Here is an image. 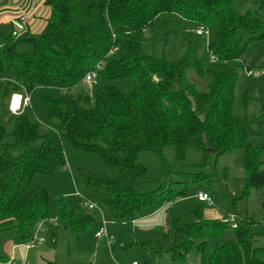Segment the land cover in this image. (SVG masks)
Wrapping results in <instances>:
<instances>
[{"label":"trees","instance_id":"1","mask_svg":"<svg viewBox=\"0 0 264 264\" xmlns=\"http://www.w3.org/2000/svg\"><path fill=\"white\" fill-rule=\"evenodd\" d=\"M239 1L43 0L49 16L41 30L28 27L17 38L0 31V103L38 86L60 91L42 97L48 117L59 121L58 132L40 134L28 107L16 114L12 143L5 141L8 133L0 125V231L16 229L25 242L48 219L50 194L32 179L65 166L64 138L116 167L112 177L89 170L81 176L119 223L185 192L140 191L146 172L137 160L140 151L162 154L172 145L182 160L190 146L206 156L242 150L245 191L262 186L264 148L248 138L245 121L233 114V102L238 71L251 69L244 52L264 38V0L259 10L245 12L235 10ZM201 26L213 34L202 56L196 55L194 41L176 61L157 52L171 33ZM19 43H29L32 50L18 51ZM97 64L105 79L132 80V91L104 85L92 94L84 76ZM187 68L209 79L205 92L187 80ZM15 147L19 154L12 152ZM261 206L264 211V199ZM56 216L76 234L96 221L90 214L77 215L61 198ZM254 224L247 218L234 228L221 219L192 224L175 219L165 234L171 264H187L190 256L201 257L200 264H264V246H254L264 232H255ZM257 224L264 227V220Z\"/></svg>","mask_w":264,"mask_h":264},{"label":"rangeland","instance_id":"2","mask_svg":"<svg viewBox=\"0 0 264 264\" xmlns=\"http://www.w3.org/2000/svg\"><path fill=\"white\" fill-rule=\"evenodd\" d=\"M234 7L238 12L259 10L260 0H241L236 2ZM19 9L29 15L28 23H32L34 32L44 27L49 8L43 0H0L1 32L7 35L11 33L12 26L7 20L20 14ZM37 21L39 24H36ZM212 39L211 32L208 36L196 35L194 31L173 32L162 51L160 47L156 48L158 53L176 61L184 56L188 41L197 43L196 55L200 57ZM17 50L29 52L32 46L29 43H19ZM243 59L251 65L254 73L259 71L262 74L249 76L244 68L238 71L234 87L233 114L245 121L248 138L256 146L264 148V38L250 43ZM185 74L187 80L199 91L207 90L209 79L197 75L193 68H187ZM104 85L115 86L124 93H130L133 87L130 79H105L101 75H97L87 87L93 94ZM59 94L57 88L43 86L35 87L28 93L30 101L27 114L30 120L38 124L40 134L60 130L59 121L48 117L42 101L43 96L55 97ZM9 101L10 96L0 103V125L8 133L5 141L12 143L11 132L16 114L10 112ZM62 142L65 166L51 174H35L32 179L33 183L49 192L50 215L40 224L42 228L38 233L44 238L45 242L42 243L46 254L36 252L40 249L44 251L38 244L26 257L30 264H131L133 261L138 264H171L168 254L169 241L165 234L168 223L175 219H180L183 224H192L201 219L225 221L224 217H235L237 221L247 218L255 222V232H264L263 225L257 224L264 220L261 206L264 199V183L259 187L249 186L245 191L247 173L243 167L242 150L227 151L219 156H206L203 151L190 146L185 149L182 160L177 158L176 148L172 145L165 147L162 154L140 151L137 160L146 168V172L139 179L140 191L171 188L175 191L185 189V192L163 207L146 208L137 212L129 221L119 223L111 217L105 204L98 199L94 190L83 182L81 176L83 170H89L112 177L116 174V167L106 163L96 152L75 148L65 138ZM20 151L19 147L12 148L14 154H19ZM262 159L264 160V151ZM198 189L207 192L211 204L197 202L195 194ZM60 198L77 215L90 214L96 221L83 232H72L57 220L56 207ZM85 200L95 205L93 210L84 208ZM103 221L106 222V235L95 237L94 234ZM15 241V245L23 241L16 229L0 231V264H6V261L9 264H23L25 246L19 247L21 256L17 252L16 255L10 252V246ZM5 245H8L6 251ZM254 246H264V236H259ZM200 263L199 256H190L187 261V264Z\"/></svg>","mask_w":264,"mask_h":264},{"label":"built area","instance_id":"3","mask_svg":"<svg viewBox=\"0 0 264 264\" xmlns=\"http://www.w3.org/2000/svg\"><path fill=\"white\" fill-rule=\"evenodd\" d=\"M27 17L28 15L26 13L20 12V14H17L14 18L11 19L10 24L12 26V31H11V36L14 38L19 37L22 33L26 32L28 29V25H27ZM196 35H200V36H208L210 34V30L206 27H198L197 29L194 30ZM101 69V64H97L96 67L90 71H88L86 73V75L84 76V81L88 84L89 82H91L94 78L97 77L98 75V70ZM247 74L249 76L251 75H261V72H256L254 73V71L252 69L247 70ZM17 96V101L14 103V97ZM29 105V96L28 93L24 92L23 94H12L10 96V101H9V110L11 111V113L13 114H18L20 113L25 107H28ZM195 198L198 202L201 203H208L211 204V199L209 197V195L206 192L203 191H197L195 194ZM84 207L87 210H93L95 205L91 202H88L87 200L84 201ZM225 219L224 222H228L230 227L234 228L236 226V218L235 217H229V218H223ZM42 222H40L35 231V235L24 242V246L25 249H31L35 246H37L38 244L44 242V238L41 236H38V233L40 232L41 229V224ZM95 237H101L103 235H106V222L103 221L102 225L100 226L99 230H97L95 232ZM25 264H28L27 262ZM131 264H138L137 261H133L131 262Z\"/></svg>","mask_w":264,"mask_h":264},{"label":"crops","instance_id":"4","mask_svg":"<svg viewBox=\"0 0 264 264\" xmlns=\"http://www.w3.org/2000/svg\"><path fill=\"white\" fill-rule=\"evenodd\" d=\"M19 11L20 12H22L23 10H21V9H19ZM16 16V15H15ZM14 16V17H15ZM13 17V18H14ZM11 19H12V17L9 19V20H7V22L10 24V21H11ZM28 20H29V15H28V17H27V20H26V22H27V25H28V27L30 28V30L31 31H33V29L31 28V25H32V23L31 24H29L28 23ZM36 24H39V21H37L36 22ZM11 25V24H10ZM29 101H30V99H29ZM9 107V106H8ZM11 112V111H10ZM252 141V140H251ZM253 142V141H252ZM254 143V142H253ZM197 191H203V192H206V191H204V190H202V189H198ZM196 191V192H197ZM207 193V192H206ZM198 202V201H197ZM170 202H168V203H166V204H169ZM165 204V205H166ZM165 205H163V206H165ZM163 206H161V207H163ZM85 208V207H84ZM86 209V208H85ZM41 222H43V221H41ZM41 228H42V225L40 226ZM107 231V230H106ZM40 233V232H39ZM39 236H42L41 234H38ZM16 240V239H15ZM45 242V241H44ZM16 244V241L14 242V244L12 245V246H10V252L12 253V255H16V252L18 253V255L19 256H21V254L18 252V251H21V249L19 248L20 246H22L23 245V247H24V241H22L20 244H17V245H15ZM40 245V248H42L43 247V249H44V245H43V243L42 244H39ZM38 246V245H37ZM37 246H35V247H37ZM35 247H33V248H35ZM8 248V245H5V251H6V249ZM25 248V247H24ZM33 248H31V249H28V250H22L23 252H24V254H25V257H24V261H23V264H25L26 262L28 263V264H30L29 262H28V260L26 259V257L28 256V254H29V252H30V250H32ZM39 248V249H40ZM17 249V250H16ZM40 252L42 255H45L46 254V250L44 249V251L43 250H37L36 252ZM42 259H43V257L42 256H40ZM4 260H7L6 258H4ZM6 264H9V262L8 261H6Z\"/></svg>","mask_w":264,"mask_h":264},{"label":"bare ground","instance_id":"5","mask_svg":"<svg viewBox=\"0 0 264 264\" xmlns=\"http://www.w3.org/2000/svg\"><path fill=\"white\" fill-rule=\"evenodd\" d=\"M17 101V96L14 97V103Z\"/></svg>","mask_w":264,"mask_h":264},{"label":"water","instance_id":"6","mask_svg":"<svg viewBox=\"0 0 264 264\" xmlns=\"http://www.w3.org/2000/svg\"><path fill=\"white\" fill-rule=\"evenodd\" d=\"M210 150H211V149L208 147V148H207V151L209 152Z\"/></svg>","mask_w":264,"mask_h":264}]
</instances>
